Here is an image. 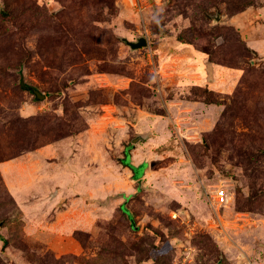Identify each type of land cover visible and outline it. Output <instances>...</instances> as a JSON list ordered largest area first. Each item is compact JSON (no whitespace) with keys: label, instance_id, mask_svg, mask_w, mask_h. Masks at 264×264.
Wrapping results in <instances>:
<instances>
[{"label":"rangeland","instance_id":"374dc122","mask_svg":"<svg viewBox=\"0 0 264 264\" xmlns=\"http://www.w3.org/2000/svg\"><path fill=\"white\" fill-rule=\"evenodd\" d=\"M246 259L264 264V0H0V264Z\"/></svg>","mask_w":264,"mask_h":264},{"label":"crops","instance_id":"0c3cea01","mask_svg":"<svg viewBox=\"0 0 264 264\" xmlns=\"http://www.w3.org/2000/svg\"><path fill=\"white\" fill-rule=\"evenodd\" d=\"M127 151V150H126ZM143 156L145 157V158H142V156L140 155V158L137 160V159H135V154L133 155V153H131L130 154V157H128V156H125V159H123V160H126L128 163H130L131 165H133V169L130 167V166H128V165H123L124 166V168H126L127 170H129V172L131 173V175H132V177L133 176H135L136 177V171H135V169L134 168H137V166H140V164L142 165V164H147V166L145 167V169L143 170V172L141 173V175H140V177L137 179V180H140V179H143L145 176H146V174H147V172H148V169H149V161H147L148 159L146 158V157H148L147 156V152H144L143 153ZM123 164V163H122ZM142 167V166H141ZM133 179H136V178H133Z\"/></svg>","mask_w":264,"mask_h":264},{"label":"built area","instance_id":"2783aa9c","mask_svg":"<svg viewBox=\"0 0 264 264\" xmlns=\"http://www.w3.org/2000/svg\"><path fill=\"white\" fill-rule=\"evenodd\" d=\"M229 201V193L228 189L226 186L219 187L216 190V196L214 200H212V204H217V205H224L227 204ZM244 264H254L250 259H246Z\"/></svg>","mask_w":264,"mask_h":264},{"label":"water","instance_id":"95a60500","mask_svg":"<svg viewBox=\"0 0 264 264\" xmlns=\"http://www.w3.org/2000/svg\"><path fill=\"white\" fill-rule=\"evenodd\" d=\"M127 42L131 45L132 48H138V47H142V46H146L148 43V40L146 37H141L139 38L138 41L134 42V41H129L127 40ZM35 90V89H34ZM37 96L39 98H43V94H41V92H39L38 90H35Z\"/></svg>","mask_w":264,"mask_h":264},{"label":"trees","instance_id":"16d2710c","mask_svg":"<svg viewBox=\"0 0 264 264\" xmlns=\"http://www.w3.org/2000/svg\"><path fill=\"white\" fill-rule=\"evenodd\" d=\"M23 85H26V84H23ZM30 89H31V87H30ZM122 162H123V164L128 165V166H130L133 169V165H131L130 163H128L126 160H123ZM133 178H136V177L133 176Z\"/></svg>","mask_w":264,"mask_h":264}]
</instances>
